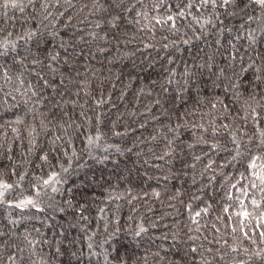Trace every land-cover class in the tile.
<instances>
[{
    "label": "trees",
    "instance_id": "1",
    "mask_svg": "<svg viewBox=\"0 0 264 264\" xmlns=\"http://www.w3.org/2000/svg\"><path fill=\"white\" fill-rule=\"evenodd\" d=\"M184 2L164 0L163 6L157 5L153 10L155 0H147L146 9L140 5L132 13H124L121 9L120 26L115 29L107 25L99 29L94 27L97 20L103 24L115 14L112 8L108 12L100 10L88 15L83 23L74 19L73 23L84 29L85 41L76 46L69 66L62 68L66 88L61 89V95L52 89H36L44 97L43 104H37V98L33 97L25 105L23 101L28 97L17 93L16 106L0 110V124L5 125L0 129V179L13 185L19 183V187H14L5 199L19 202L35 198L34 187H38L53 172L61 178L60 183L55 185L59 192L46 189L47 195L41 193L38 207L43 208V212L32 208L21 212L20 209L0 205V230L6 233L4 241L9 246L5 256L19 246L23 251L17 253V264H104L102 259L78 261L71 253L86 252L88 237L93 233V241L99 245L118 228L111 248L108 244L105 248L109 251L119 248L122 254L127 251L135 256L159 252L161 258L150 255L147 264H177L182 256L186 257L182 264H193V257L188 251L190 247L204 252L210 264H259L258 261L248 260V255L264 248V237L258 235L259 231H264V226H259L258 221L241 226L238 222L243 217L237 215L241 211V203L253 216L258 215L251 205L252 199L262 202L264 207V192L250 187L254 177L246 172L247 158L227 164L232 154L224 149L234 147L227 136L205 134L209 143L220 144V151H210L202 144L187 148V144H195L201 134L198 128L191 125L204 124L207 127L210 117L202 119L201 113H218L220 105L212 109L210 102L215 96L225 99L223 84L214 88V75L207 68L194 67L195 63L206 59L205 54L215 51L216 30L209 26L210 34L204 35L187 16L176 21L179 31L163 24L155 25L149 31L143 29V25L148 24L147 20L135 23L139 11L147 10L149 17H165L169 13L174 14ZM83 3H87L88 8L80 14L81 20L92 8L91 0H80L77 8ZM101 3L108 6V0H101ZM128 3L129 0H125V4ZM23 7V12L0 7V28L4 29L0 32V40L10 32L12 35L8 38L15 41L29 28L42 27L33 22L40 20L39 4L29 5L27 0H23ZM62 10L50 9L54 15ZM5 13L7 18H4ZM222 18L228 26L240 23L238 19ZM25 19L29 23H24ZM129 20L133 22L129 23ZM91 32L98 33V37L92 39L88 35ZM185 40L190 43L185 44ZM237 43L243 45L245 41L241 39ZM19 44L22 53L30 46L25 45L23 40ZM260 50L264 51V45ZM169 58L173 61L170 64ZM215 60L223 66L219 55ZM0 63L10 68L14 75L21 72L12 64L11 56ZM186 66L196 72L199 83L203 85L204 102L197 106L195 113L192 112L194 99H190L191 94L185 93L181 87ZM215 71L216 68H213L212 73ZM172 72H175L174 81L168 84L167 79ZM201 72L203 76H200ZM20 78L25 82L17 84L21 93L29 83L35 85L32 75L23 74ZM13 83H16L15 79ZM12 86L7 85L9 88ZM77 91H80V96L75 95ZM261 91L264 92V88ZM86 92L91 95L85 96ZM101 97L108 103L97 108L96 100ZM257 99L260 97L257 96ZM64 101L69 103L65 105ZM72 101L84 105L83 110L86 116L92 118L91 122L78 115L81 108L74 107ZM157 101L160 103L157 104ZM55 104H60L62 110L55 108ZM33 107L38 109V113H46L52 123L48 125L51 131L41 132L35 147L29 151L31 145L26 128L35 124L40 131L39 122L44 119L31 111ZM230 107L233 115L239 110V104ZM257 111L262 110L257 108ZM64 112L68 116H63ZM16 116L24 118V124L15 126L20 129L19 139L7 123ZM69 119L76 123L69 129L68 136L53 145L51 141L55 136L62 134L57 125ZM178 123L187 127L180 129V140L174 145L176 151L163 160L155 159L153 153L163 155L166 150L164 135L172 137L168 127ZM251 129L252 121L249 120L244 130L250 132ZM97 134L101 135V139L89 147L88 136L95 137ZM152 136L157 139L153 141ZM130 148L131 153L128 151ZM205 152L208 155H204ZM44 154L48 156L47 161L41 159ZM194 156L202 158L197 161ZM210 160L214 163L207 168ZM193 164L195 167H191ZM62 167L68 171L62 172ZM241 174L248 178L242 179ZM256 183L259 184V181ZM244 190L247 195H244ZM154 192H159L160 196L156 197ZM109 196L118 198L108 199ZM80 205L84 206L83 214L87 219L80 218ZM59 208L64 211H58ZM225 208L228 212L224 211ZM204 209L208 210L206 215L203 214ZM197 211L202 212L197 218L198 225L192 223ZM9 215L11 219L20 221L15 228L9 224ZM141 225L148 231L136 236ZM241 227L249 234L247 239L239 230ZM81 228L85 230L81 231ZM233 228H237V232H233ZM12 232L15 235H11ZM25 235L33 242L38 241L34 249L25 240ZM189 236L198 238L188 240ZM57 248L60 249L59 254ZM178 248L182 250L179 254ZM208 248H212L211 255L206 251ZM233 248L238 249V253L232 252ZM245 248L249 249V253L243 251ZM95 250L101 251L99 247ZM213 256L217 258L213 259ZM195 260L196 264H204L199 256Z\"/></svg>",
    "mask_w": 264,
    "mask_h": 264
},
{
    "label": "snow or ice",
    "instance_id": "2",
    "mask_svg": "<svg viewBox=\"0 0 264 264\" xmlns=\"http://www.w3.org/2000/svg\"><path fill=\"white\" fill-rule=\"evenodd\" d=\"M92 8L89 9L88 14L84 15L83 20H81L80 14L84 13V10L88 8L87 3H83L81 7L77 8V4L80 0H27L29 5L39 4L40 11L38 15L40 16L39 21L33 20L34 23L42 25V27H31L25 31L24 35L17 37V40L13 41L8 37H11L12 33H8L5 39L0 40V61L4 58L11 56L12 64L17 66L21 72L19 75H14L10 68L6 67L3 63H0V110L4 108H12L16 106L17 93L28 98L23 101L25 105H28L33 97L37 98V104H43L44 97L36 89H52L57 95H61V89L66 88V82L63 77V67H68L69 62L73 57L76 46L85 41L84 29L79 27L73 20H80L81 23L88 19V15L94 14L96 11L103 10L108 12L109 8L114 10L111 18L104 21L102 24L97 20L94 27L99 29L107 25L109 28L115 29L119 28L121 22L120 11L123 10L124 13H132L136 10L137 5L141 8H147V0H129L128 4H125V0H108V6L101 3V0H91ZM157 5L163 6L164 0H155L152 8L155 10ZM0 7L5 9L12 8L17 9L21 12L24 11L23 0H2L0 2ZM52 8H62V11H57L54 15L50 9ZM75 13V16L73 15ZM190 17L202 34H210L209 26L215 29L216 39L214 44L216 49L211 54H205L206 59L203 62L195 63L194 67L197 69L207 68L209 73L214 75L215 79L212 80V86L214 88H220L223 84V93L225 99H221L219 96H215L213 101L210 102L212 109H216L217 104L220 105V111L218 113H201V118L210 117L208 121V126L205 127L204 124H193L192 128H198L200 130V135L196 139V143L187 144V148L191 149L196 145L202 144L208 147L210 151L216 152L221 150L219 143H209L208 139L205 138V134H210L212 137L217 136H227L230 139L231 144L234 146L230 151L231 161L227 164H231L233 161H238L241 158H247L246 172L254 177L251 183V188H259L260 191L264 192V92L261 91L264 88V51L260 50L261 46L264 45V0H185L184 4L179 7L174 14L169 13L165 17H149L148 11H139L136 13L137 19L135 23L140 24L141 20H147L148 24L143 25V29L151 31L155 25L163 24L170 27L172 30L179 31L176 27V21L184 17ZM226 17L229 19H238L240 21L239 25L228 26L225 25L224 19ZM4 18H7V13H5ZM47 21L45 24L44 22ZM63 21V22H61ZM154 21V23H152ZM132 23V20L128 21ZM24 23H29L28 19H25ZM60 25L58 28L57 25ZM151 25V27L149 26ZM219 25V26H218ZM4 29L0 28V32ZM195 31V28L193 29ZM92 39L98 37V33L91 32L88 33ZM227 37V39H225ZM196 39H200V36H196ZM243 39L245 43L243 45L238 44L237 41ZM23 40L25 45H30L26 51L21 52V45L19 41ZM55 42V43H54ZM185 44L190 43L188 40L184 41ZM147 47V45H145ZM167 47V45H165ZM219 55L223 61V66H219L216 62L215 57ZM173 61L169 58L168 63ZM211 62V63H210ZM216 68L215 73H212V69ZM23 74H29L35 77V85L29 83L24 92H20V87L18 85H23L25 82L20 77ZM203 76V72L200 73ZM175 72H172L167 82L172 84L174 81ZM16 81L14 84L13 81ZM184 83L181 85L185 93H190V99H194V106L192 112L198 111V107L203 104V85L199 83V78L195 71L190 67H185L183 73ZM177 83H179L177 81ZM12 84L11 88L7 85ZM143 91V90H141ZM167 92V89H165ZM80 91H77L75 95L80 96ZM85 96H90V92L84 93ZM257 96L260 99H257ZM11 102V103H10ZM69 101H64V104H68ZM74 107L78 106L81 111L78 113L79 116L86 117V119L91 122V117L86 116L83 110L84 105L78 104L77 101L71 102ZM108 103V100L101 97L96 100V107H102L104 104ZM160 102L157 101V104ZM239 104V110L233 115L232 108L230 105ZM55 108H61L60 104H55ZM257 108L262 111H257ZM62 110V108H61ZM32 112L37 113L44 117L39 122L40 131H37V126L35 124H30L27 126L26 131L29 136V144L31 151L36 145V139L41 134V132H48L51 129L48 127L52 123V120L48 118L46 113H38V109L33 107ZM150 111V110H149ZM55 115V113H53ZM63 116H68L67 112L63 113ZM63 116L61 119H63ZM99 115L96 116L97 122H99ZM155 119V117H154ZM47 120V123H45ZM220 123H217V121ZM228 120V123L223 121ZM252 121L251 131H245L244 126L248 121ZM8 127L12 129L14 133L17 134V139H19L20 129L18 125L24 124V118L21 116H16L14 120L8 121ZM75 120L69 119L60 123L57 126L61 129L62 134L56 135L51 141L53 145L57 141L63 140L65 136H68L69 129L75 124ZM5 127L4 124H0V129ZM79 127V125H77ZM143 127V125H141ZM182 127H187L185 124L178 123L175 126L168 127V132L172 133V137L169 138L167 134L164 135V140L166 141V150L163 155H154L155 159L163 160L167 156H171L175 151L174 146L176 141L180 140V129ZM120 135V133H116ZM247 137V139H245ZM70 139V137H69ZM101 139V135L97 134L95 137L88 136L87 144L90 147L96 141ZM151 139L155 141L156 136H152ZM256 151H253V149ZM131 153L132 149H128ZM152 152V149H149ZM67 155V152H65ZM75 155V153H73ZM204 155H208L207 152ZM201 156H194V159L199 161ZM41 159L44 161L48 160L47 154H44ZM147 164L148 161H145ZM213 161H209L206 165L207 168H211ZM227 164L225 166H227ZM195 167V165H191ZM62 172H67V168H61ZM167 177H165L166 179ZM242 179H247L248 176L241 174ZM21 180L24 179L23 176L20 177ZM60 176L58 173L53 172L48 179H44L38 187H34L35 198L29 197L19 202H13L12 200H6V196L14 189V187H19V183L13 185L7 181L0 179V205H5L7 208L20 209L23 212L26 209L32 208L37 212H43L44 209L38 207V201L41 193L47 195L46 189H50L53 193L59 192V189L55 187L56 184L60 183ZM259 181V184L256 183ZM232 187H236L233 185ZM153 195L156 197L160 196L159 192H154ZM244 195H247V191L244 190ZM118 197L109 196L108 199H115ZM231 199V197H230ZM251 205L254 211L258 213L257 216H253L247 210V207L241 203V211L237 213L243 217L238 223L244 226L248 223L255 221L259 222V226H264V207H262V202H258L255 199L251 200ZM49 207H52L49 205ZM189 207H191L189 205ZM63 212V208L57 209ZM103 211V209H101ZM203 214H207V209L202 210ZM228 212V209H224ZM78 212L81 219H87L84 216V206L80 205ZM202 215V212L197 211L195 216L192 217L193 224H199L197 219ZM9 224L15 228L18 226L20 221L11 219L8 217ZM215 228V225H213ZM81 228V231H84ZM237 228H233V232H237ZM243 232V227L239 229ZM38 231V230H37ZM119 229L117 228L112 233L108 234L107 238L96 245L93 241L92 236L88 237V243L86 245L87 251H81L79 253L73 252L71 255L75 257L78 261L88 260L91 262L93 259L99 261L103 260L104 264H147L149 256L155 255L156 258H161L159 252L145 253L140 256H135L134 253H121L119 248L112 249L111 241L116 237ZM147 228L142 225L139 226V230L136 231V236H141L142 233H146ZM105 232L107 233V227H105ZM6 233L0 230V264H17L18 255L17 253L22 252L23 249L19 246L15 247L14 251H9L7 256L4 255L6 248L9 246L4 241ZM11 235H15L12 232ZM244 238H248V233L243 232ZM258 235L264 237V231H259ZM167 238V237H165ZM198 237L189 236L188 240H196ZM25 240L29 245L35 248L37 242H33L28 239L25 235ZM105 244L109 245V248H105ZM96 247H99L101 251H96ZM182 251L177 249V252ZM189 253L193 257V264H196L195 257L199 256V259L204 262V264H210L204 252L198 250L197 247H190ZM207 253L212 254V248H208ZM234 253H238V249L233 248L231 250ZM245 253H249V249H243ZM57 254H59L60 249H56ZM217 257L213 256V259ZM186 260V257H181L177 264H182ZM248 260L258 261L259 264H264V248H260L258 251L251 252L248 255Z\"/></svg>",
    "mask_w": 264,
    "mask_h": 264
}]
</instances>
